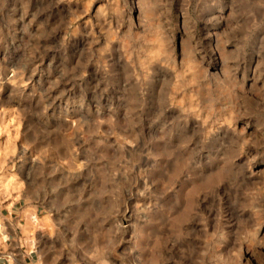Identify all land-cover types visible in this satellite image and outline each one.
Wrapping results in <instances>:
<instances>
[{
    "label": "rangeland",
    "instance_id": "374dc122",
    "mask_svg": "<svg viewBox=\"0 0 264 264\" xmlns=\"http://www.w3.org/2000/svg\"><path fill=\"white\" fill-rule=\"evenodd\" d=\"M0 264H264V0H0Z\"/></svg>",
    "mask_w": 264,
    "mask_h": 264
},
{
    "label": "bare ground",
    "instance_id": "6f19581e",
    "mask_svg": "<svg viewBox=\"0 0 264 264\" xmlns=\"http://www.w3.org/2000/svg\"><path fill=\"white\" fill-rule=\"evenodd\" d=\"M222 128V127H221ZM222 130V129H221ZM130 216V215H129ZM118 227V226H117ZM120 227V226H119Z\"/></svg>",
    "mask_w": 264,
    "mask_h": 264
}]
</instances>
